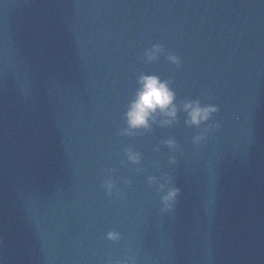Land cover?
<instances>
[{"label":"water","instance_id":"water-1","mask_svg":"<svg viewBox=\"0 0 264 264\" xmlns=\"http://www.w3.org/2000/svg\"><path fill=\"white\" fill-rule=\"evenodd\" d=\"M0 264H264V0H0Z\"/></svg>","mask_w":264,"mask_h":264}]
</instances>
